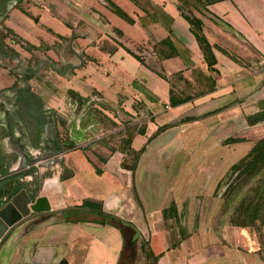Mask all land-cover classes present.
Wrapping results in <instances>:
<instances>
[{
  "label": "crops",
  "instance_id": "obj_1",
  "mask_svg": "<svg viewBox=\"0 0 264 264\" xmlns=\"http://www.w3.org/2000/svg\"><path fill=\"white\" fill-rule=\"evenodd\" d=\"M111 1L133 22L103 0H22L2 21L5 44L23 61L49 63L27 81L31 102L21 103L12 132L39 150L49 118L63 151L30 174L13 173L17 154L0 126V195L25 188L30 204L42 197L53 210L0 240V264H31L36 254L49 264H133L136 256L121 258L120 227L100 213L131 223L155 264H264V245L249 226H215L221 217L204 211L230 166L264 136V120L248 122L264 112V0H222L194 12L214 70L176 0ZM229 43L239 61L214 47L230 51ZM74 51L81 65L57 72L79 63ZM9 67L0 63V90L17 83ZM171 97L189 98L172 105ZM92 107L117 126L94 135ZM124 127L134 130L112 134ZM121 141L125 147L113 146ZM64 207L78 208L57 211Z\"/></svg>",
  "mask_w": 264,
  "mask_h": 264
},
{
  "label": "trees",
  "instance_id": "obj_2",
  "mask_svg": "<svg viewBox=\"0 0 264 264\" xmlns=\"http://www.w3.org/2000/svg\"><path fill=\"white\" fill-rule=\"evenodd\" d=\"M106 1H107V6L111 9V11H113L115 14H117L119 17L126 20L127 22H130V23L133 22V19L119 6H117L115 3H113L110 0H106ZM218 1H222V0H176V8L179 11L180 15L189 24V30L191 31V33L194 35L195 39L197 40L200 46V49L203 53L204 59L209 69L211 70H214L213 65L215 64L213 46L208 42L207 38L205 37L203 33L202 19L196 16L194 12L198 11L201 13L202 10L206 9L208 5L214 2H218ZM163 42H171V40L169 37H167ZM214 47L220 50L221 52H223L224 54H226L228 57H230L234 61H239L237 57H235L232 54H229L228 51L225 50L224 48H221L217 45ZM135 56L138 58L137 55ZM68 94L72 98H75L79 104H82L83 102H85V98L80 97L72 90H69ZM188 98L189 97L173 99L171 97L170 103L172 105H175L177 103L187 100ZM261 120H264V112L248 116V122L250 124L256 123ZM171 125L172 124H167V125L159 127L153 135L166 129L167 127H170ZM241 140L242 138H231V141L233 142H238ZM262 168H264V136L260 138L259 140H257L243 157H241L239 160L233 163L228 169L226 174L236 173V175L242 178V180H248ZM218 184L219 182L217 183L216 187H218ZM16 191H17V188H12L8 190L7 191L8 196L9 197L12 196L14 192ZM100 215H102L105 220L116 224L121 229V232L123 234V239H124L123 249L121 252V258L124 257L125 255L129 259L137 256V250L139 248L144 254V258H145V261L142 262V264H150L148 259L152 256V254H151L150 248L146 247V245L148 244V241L146 240L141 241L137 238V236L135 235L137 231L131 223L125 222L110 214L105 216L102 213H100ZM233 225L242 226V227L249 226V225H238V224H233ZM156 259H157V256L152 257L153 264H155Z\"/></svg>",
  "mask_w": 264,
  "mask_h": 264
},
{
  "label": "rangeland",
  "instance_id": "obj_3",
  "mask_svg": "<svg viewBox=\"0 0 264 264\" xmlns=\"http://www.w3.org/2000/svg\"><path fill=\"white\" fill-rule=\"evenodd\" d=\"M226 42L234 41L228 40ZM231 45L229 43V46ZM231 47L233 49L227 50L228 53L238 58L234 53L238 49H235L233 46ZM1 62L4 66L12 65L11 60L7 61L3 59ZM92 109H94L92 117L99 121L97 132L93 131L94 135H100L103 129H114L117 126V124L113 125L111 120L106 116L102 117L96 108L92 107ZM74 114H77L76 111H74ZM130 127L118 129L112 134L120 135L124 133L126 136H129L134 130ZM113 146L125 147V142L114 143ZM204 211L209 215L221 217L220 220L215 222V226L223 224L249 225L256 237L264 245V168L248 180H242L236 173L226 174L219 181L218 187L205 199ZM148 260L150 264H153L152 259ZM144 261V254L139 249L133 264H142Z\"/></svg>",
  "mask_w": 264,
  "mask_h": 264
},
{
  "label": "flooded vegetation",
  "instance_id": "obj_4",
  "mask_svg": "<svg viewBox=\"0 0 264 264\" xmlns=\"http://www.w3.org/2000/svg\"><path fill=\"white\" fill-rule=\"evenodd\" d=\"M21 1L22 0H18V1L17 0H0V59H8L12 61V65L9 67V70L15 75L16 82H17L15 86L9 89L0 90V126L6 127V129L9 132L5 139L6 140L5 143L7 147H9L12 151H14L17 154L15 155L16 160L14 163L16 166L11 170L13 173H22L24 170V168L18 167L19 161L22 160L20 158V155L17 153L19 147H22V150L25 153V157L27 160L32 159L34 157H40L42 155H48L50 153H57L56 155H52L51 157L47 158L48 160H50L51 158H55V156L59 155L63 151L56 136L53 134V128H52L49 118H47L48 120L47 121L48 131H47V136H46L47 144L42 145V147L39 150H34L33 152L28 150L26 146L22 142H20L18 138L14 136L12 132V127L19 125L18 122L20 121V118L24 112L21 108L22 107L21 103L24 104V102L26 101L31 102L30 89L28 88L27 81L30 78L39 74L43 66H45L44 64L46 65L49 64L46 60H42L39 70L35 71L36 64L39 61L34 62V63L23 61V59L19 56V54L14 49L6 45L4 42L5 34L2 31V25H1L2 21L4 20V17L7 14L8 10L11 7L19 4ZM103 1L107 5V1L106 0H103ZM11 41L20 42L14 37L11 38ZM62 66H60V68H55L54 66V68L61 69ZM6 94H8V101L4 98V95ZM82 104H84V102ZM35 166L36 165L30 166L32 171ZM7 196H8L7 192H4L2 195H0V203L3 198H4V201H6ZM30 214H32V211L30 212ZM42 216L43 215L35 216L33 218L28 219V221L30 223H34L37 219H39Z\"/></svg>",
  "mask_w": 264,
  "mask_h": 264
},
{
  "label": "water",
  "instance_id": "obj_5",
  "mask_svg": "<svg viewBox=\"0 0 264 264\" xmlns=\"http://www.w3.org/2000/svg\"><path fill=\"white\" fill-rule=\"evenodd\" d=\"M74 52L76 53V56L79 59V63L78 64H72L70 62L64 63L61 69H56L60 74L63 75L68 71H70L71 69L81 65L82 63L81 55L76 51ZM41 63L42 60H40L36 64L35 71L39 70ZM50 66L54 68V65L50 64ZM17 153L20 155V158L22 160L25 158L24 159L25 161L20 160L18 164L19 168H24L22 172L24 175L31 173L32 169L30 168V166L46 165V164H41L42 163L41 161L43 159H47L51 157L52 155L57 154V153H50L48 155H42L40 157H34L32 159L27 160L25 157V153L22 150V147L18 148ZM44 200L45 199L42 197H37L35 201L30 204V198L28 196V193L25 188H22L15 194H13L4 205L0 204V240L20 222H23L35 216L44 215L53 212V210L51 209L45 210V206H43V204H45ZM75 208L78 207H64L57 211H65L68 209H75ZM30 211H32V214H30ZM137 236L141 241H144V238L141 235V233H138ZM146 247H149V244H147ZM31 264H49V261L41 260L39 258V254H36Z\"/></svg>",
  "mask_w": 264,
  "mask_h": 264
}]
</instances>
